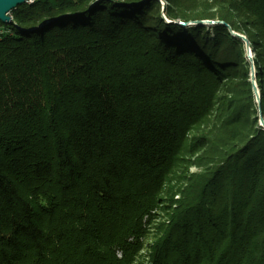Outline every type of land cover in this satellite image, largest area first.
Listing matches in <instances>:
<instances>
[{
	"label": "trees",
	"instance_id": "16d2710c",
	"mask_svg": "<svg viewBox=\"0 0 264 264\" xmlns=\"http://www.w3.org/2000/svg\"><path fill=\"white\" fill-rule=\"evenodd\" d=\"M162 1L33 0L0 21V264L133 263L151 187L213 93L206 62H243L223 23L264 29V0ZM164 16L221 22L217 43ZM249 129L148 264H264V130Z\"/></svg>",
	"mask_w": 264,
	"mask_h": 264
},
{
	"label": "rangeland",
	"instance_id": "374dc122",
	"mask_svg": "<svg viewBox=\"0 0 264 264\" xmlns=\"http://www.w3.org/2000/svg\"><path fill=\"white\" fill-rule=\"evenodd\" d=\"M159 1L163 5L164 2ZM205 3L210 9H218L213 1L207 0ZM202 22L200 25H204L209 34V45L214 46L217 43V36L216 31L211 30V27L222 23L212 20H202ZM195 24L197 23L189 25ZM252 24L247 18L234 12L228 17L227 23H223L227 30V39L240 43L243 62L237 63V59L232 62L228 57L213 63L206 62V56L202 59L217 75L213 93L208 98L206 109L195 117L193 123L183 133L178 151L174 154L177 158L171 161L170 166L151 187L152 207L141 220L137 221L139 232L136 230L129 237V240L137 239L139 243L133 252V263L130 264H148L156 254V249H159L158 243H161L162 238L173 227L175 218H179L187 203L195 202L192 196L193 188L190 185L199 176L211 172L220 163L218 158L227 150L243 144L250 136V126H259L264 130L259 124V117L264 120L260 108L262 96L260 82H264V67L259 71L257 69L259 65L256 66L254 62L259 53L264 51V29L253 27ZM218 43L222 48L225 39L221 43L218 40ZM247 83L251 86L250 97L246 93ZM241 88H243L242 92L239 91ZM234 110L238 111V122V119L231 118ZM254 121L256 125H253ZM114 227L113 232H117V225ZM97 246L103 250V244ZM116 256H120L119 251L116 252Z\"/></svg>",
	"mask_w": 264,
	"mask_h": 264
},
{
	"label": "water",
	"instance_id": "95a60500",
	"mask_svg": "<svg viewBox=\"0 0 264 264\" xmlns=\"http://www.w3.org/2000/svg\"><path fill=\"white\" fill-rule=\"evenodd\" d=\"M33 0H0V21L1 22H9L11 20V16L9 15V12L15 8L16 6H18L21 3H30ZM165 4L163 3L162 5V10L164 9ZM165 17V16H164ZM166 23H178L181 26H187L191 23H203L202 20L201 21H180L179 19H168V18H164ZM252 79H253V74H252ZM259 124L260 126H262L264 128V120L259 117Z\"/></svg>",
	"mask_w": 264,
	"mask_h": 264
}]
</instances>
